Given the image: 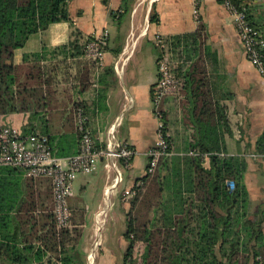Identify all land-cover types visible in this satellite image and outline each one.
Returning <instances> with one entry per match:
<instances>
[{
    "label": "crops",
    "instance_id": "0c3cea01",
    "mask_svg": "<svg viewBox=\"0 0 264 264\" xmlns=\"http://www.w3.org/2000/svg\"><path fill=\"white\" fill-rule=\"evenodd\" d=\"M247 1L250 18L264 35V0ZM68 11L73 25L68 21L53 22L31 34L22 47L14 50L17 78L19 82L26 83L27 90L39 81L35 76L37 67L42 74L41 81L49 78L53 82L49 81L48 85L40 83L38 86L43 90L38 96L30 97L31 91L28 92L26 99L38 102L34 110L0 114V125L10 124L23 133L46 130L47 134L54 136L53 143L57 146L53 151H61L62 154L56 155L66 157L77 151L79 132L75 109L81 104L87 114V125L97 143L107 137L110 126H113L115 139L135 150L128 168L140 161H144L146 167V153L154 143L156 134L151 97V88L157 77L154 46L164 37L195 31L201 24L202 41L217 56L214 74L218 76V88L223 90L225 96L222 103L230 131L222 136V151L245 156L244 182L249 193L250 211L264 210V157L256 152V140L264 131L263 81L247 58L232 17L219 0H200L197 14L194 13L192 0H70ZM103 28L109 31V39L102 67L95 71L93 62L82 56L83 45L88 37ZM75 29L77 34L72 33ZM61 45L62 49L54 50ZM33 52L39 53V56H31ZM24 54H29L26 59ZM205 64L209 65L210 61L209 64L205 61ZM95 79L97 85L94 84ZM100 89L105 96L101 100ZM161 106L167 128L172 130L171 151L182 153L187 148L188 131L180 125L172 127L168 100H162ZM26 128L28 132H24ZM105 162L102 157L93 171L79 173L73 181L72 193L68 197L71 220L67 227L72 228L70 237L73 238L72 242L66 244L71 259L69 263L86 264L87 250L97 245L96 241L90 245L91 238L98 234L93 235L89 227L85 249L82 252L77 250V240L83 227L87 226V218L92 217L99 222L97 213L112 210V202L117 206L119 201L120 210L126 203L122 193L132 184L120 186V179L112 185L115 171L107 168ZM19 175L23 182V196L28 199L23 202L22 208L10 209L13 226L6 235L11 242L18 240L14 243L17 248L29 244L37 247L41 244L39 235L43 234L47 227L45 223L49 221V213L42 207L48 191L42 179L46 178L29 179L19 174L18 170L0 169V180L4 182H13ZM15 187L17 191L16 184ZM12 189L7 192L10 197L13 196ZM103 198L106 203L102 205ZM261 229L264 263V219ZM124 230L123 227L117 238L116 249L119 253L116 251L115 256L108 253L104 257L108 264H113L114 258H120L122 264L126 247ZM0 241L6 242V239L0 238ZM97 249L101 255V249ZM23 255L20 254L24 259L22 262L36 264L46 262L49 252L43 255L41 261L30 258L29 252L26 253L29 256L27 260ZM96 259L97 256L95 262ZM0 264L19 263L0 253Z\"/></svg>",
    "mask_w": 264,
    "mask_h": 264
},
{
    "label": "trees",
    "instance_id": "16d2710c",
    "mask_svg": "<svg viewBox=\"0 0 264 264\" xmlns=\"http://www.w3.org/2000/svg\"><path fill=\"white\" fill-rule=\"evenodd\" d=\"M69 1L0 0V114L37 107L38 102L26 99V95L31 91L30 97L38 96L43 90L38 85H48L49 78L41 81L42 74L37 67L35 76L39 81L27 90L26 83L17 78L14 50L22 47L31 34L53 22L68 21L73 25ZM240 1L245 3L247 0ZM249 19L253 23L250 15ZM201 30L200 24L195 31L164 37L154 46L156 61L165 57L168 66L172 64L171 73L179 81L183 126L188 131L187 148L182 153H172L170 145V153L159 160L152 185L155 199L151 215L139 228L133 218L126 221L122 264H137V259L132 257L133 243L137 240L145 242L138 264H257V256L263 261L261 224L264 210L250 211L249 193L244 182L245 156L222 151V136L230 131L222 103L225 96L218 88V76L214 74L216 53L202 41ZM72 33L77 34V30ZM59 48L62 49V45L54 50ZM28 55L24 54V59ZM30 55L38 57L39 53ZM205 61L208 64L210 61L211 66ZM104 97L100 89L99 99ZM28 131V128L24 129V132ZM35 133L46 134L52 150L55 149L54 136L46 130ZM256 152L264 157V131L256 140ZM0 169L18 170L27 177L24 169L18 166L4 165ZM150 175L145 172L132 183L133 193L122 207L124 214L128 213L129 200L132 205ZM22 183L20 175L13 182L0 180V238L6 239V242L0 241V253L12 262L25 264L20 254L27 260L26 253L29 252L30 258L41 261L49 252L46 262L36 264H72L66 249V244L73 240L70 237L72 228L57 229L53 213L49 214L53 221L50 218L45 223L47 227L39 235L41 244L37 247L29 244L17 248L14 243L18 240L11 242L6 235L13 226L10 209L22 208L28 199L23 196ZM11 189L12 197L7 193Z\"/></svg>",
    "mask_w": 264,
    "mask_h": 264
},
{
    "label": "built area",
    "instance_id": "2783aa9c",
    "mask_svg": "<svg viewBox=\"0 0 264 264\" xmlns=\"http://www.w3.org/2000/svg\"><path fill=\"white\" fill-rule=\"evenodd\" d=\"M200 0H192L194 13ZM220 4L232 17L236 32L241 40L250 63L255 67L263 81L264 92V37L260 30L249 19V3L240 0H219ZM109 39L106 28L88 37L82 56L93 62L95 71L103 64L104 52ZM157 77L152 85V103L156 118V134L154 143L147 150L145 172L152 174L161 158L170 153L171 138L164 119L161 102L168 93H179V81L170 72L165 57L157 61ZM97 79V75H96ZM95 79L94 84L97 85ZM76 125L79 132L77 151L66 157L57 156L42 133H23L10 124L0 125V166H18L24 169L27 177L46 178L50 182L56 228H64L70 224L71 210L68 197L72 193L73 181L79 173H89L96 168L97 162L103 157L107 168L115 171L112 185L117 184L121 177L119 166L128 167L134 155V148L120 142L114 137V128L110 126L107 137L96 142L87 125V114L82 106L75 109ZM139 183V181H138ZM132 189L123 190L126 199ZM95 248L91 246L87 253L86 264H93ZM257 264H264L261 256H257Z\"/></svg>",
    "mask_w": 264,
    "mask_h": 264
},
{
    "label": "rangeland",
    "instance_id": "374dc122",
    "mask_svg": "<svg viewBox=\"0 0 264 264\" xmlns=\"http://www.w3.org/2000/svg\"><path fill=\"white\" fill-rule=\"evenodd\" d=\"M159 59V58H158ZM157 59V60H158ZM157 64V63H156ZM155 65V63H154ZM171 63L169 65L170 72L171 70ZM49 81L53 82V80L49 79ZM60 85V84H59ZM62 87V84H61ZM163 100H168L169 104V114H170V120L172 121V127L175 128L178 125L181 126V128H184L183 126V120H182V114H181V104L179 102L180 100V91L179 93H168L163 97ZM162 108V106H161ZM177 116V118H176ZM179 118V119H178ZM167 119V115H166ZM169 133L172 131L170 128H168ZM187 131V130H186ZM181 135V134H180ZM182 136V135H181ZM171 138V137H170ZM183 139V137H182ZM145 163L144 161H140L137 163V165H134L133 167H125L120 165L119 171H120V177H121V183L120 186L125 185H131L134 178L142 175L145 173L144 167ZM128 168V169H127ZM157 174V171H154L152 175H150L148 181L144 184L142 187L141 192L138 194L137 198L133 201L131 205V199L130 206L128 207V213L127 215L124 213H121L120 210V202H117V206H115V202L113 203L112 210H109L107 212H98L97 216L99 218V222L95 221L94 218H87L88 223L86 224V227H83L81 230V235L77 240V250L83 251L85 249L86 245V237H87V231L89 232V227H91V230L93 232V235L98 234L95 238H91V243H94V241L97 242L95 248V256H97L96 262L94 261L93 264H108L105 260V255L108 253H112V255L119 253V251L116 249L118 244V236L120 235V230L124 227L126 228V221L129 218H133L135 222H133L136 226V228L141 227L145 222L147 221V218L151 215V208L153 206V201L155 199L154 192L152 189L154 178ZM42 182L45 186V188H48L47 193L45 194V203L43 204V208L48 211L49 214H52L53 209V202H52V192H51V186L48 179H42ZM77 190V187H76ZM127 200V198H126ZM102 205L106 203L105 198L102 199ZM115 206V207H114ZM105 208V207H104ZM108 209V207H107ZM125 215V217H124ZM52 217V215H51ZM50 217V218H51ZM49 218V220H50ZM53 221V219L51 218ZM90 241V240H89ZM70 242V241H69ZM100 242V243H99ZM89 245V244H88ZM89 245V247H90ZM145 242L142 240H137L133 243L132 248V257L137 259V264L140 262V255L143 252ZM100 246V247H99ZM97 247L101 249V255L97 252ZM89 249L87 250L88 253ZM86 253V255H87ZM124 254V252H123ZM100 255V256H99ZM115 256V255H114ZM104 258V259H103ZM95 259V257H94ZM113 264H121L120 258H114Z\"/></svg>",
    "mask_w": 264,
    "mask_h": 264
},
{
    "label": "bare ground",
    "instance_id": "6f19581e",
    "mask_svg": "<svg viewBox=\"0 0 264 264\" xmlns=\"http://www.w3.org/2000/svg\"><path fill=\"white\" fill-rule=\"evenodd\" d=\"M95 244V243H94ZM95 246V245H94Z\"/></svg>",
    "mask_w": 264,
    "mask_h": 264
}]
</instances>
